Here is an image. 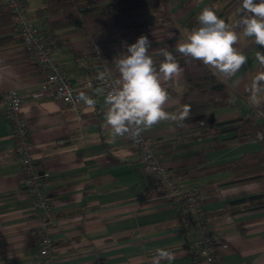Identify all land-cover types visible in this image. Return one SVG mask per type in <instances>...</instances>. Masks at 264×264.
<instances>
[{
  "label": "crops",
  "instance_id": "crops-1",
  "mask_svg": "<svg viewBox=\"0 0 264 264\" xmlns=\"http://www.w3.org/2000/svg\"><path fill=\"white\" fill-rule=\"evenodd\" d=\"M22 1L40 30L48 23L81 17L80 6H76L46 20L45 25L43 16L37 14L45 1ZM149 2L154 19L166 15L170 21L150 19L146 28H127L135 16L121 12L73 25L64 23L49 35L55 56L71 82L77 86L91 83V87L80 91L79 114L41 94L42 72L23 51L14 26L0 25V264L41 262L37 228L42 211L30 208L21 165L14 155L11 123L4 114L3 95L10 89H17L22 98L32 159L41 174L49 175L43 186L57 222L51 232L55 242L53 264H152L157 249L171 252L172 264H193L192 255L198 253L195 223L185 229L179 225L178 210L171 199L141 175L140 156L127 135L113 137L105 125L108 106L99 87L100 76L107 71L116 79L113 62L125 51L122 42L132 44L142 35L151 43L149 54L154 66L163 61L161 50L166 49L182 69L178 76L161 82L168 92L163 108L176 119L163 120L142 131L155 147L165 141L171 145L170 151L156 149L171 180L183 189L199 188L206 198L203 210L208 215L223 210L226 203L264 195V178L225 185L231 181L229 172L179 175L261 149L257 142L238 143L230 140L231 134L215 135L213 130L214 123L246 117L251 111L264 113V82L255 99L250 91L255 78L264 72V66L255 58L264 47L244 36L238 27L239 0ZM204 8L214 11L230 30L237 32L233 47L247 57V62L232 76L185 57L174 48L199 27L197 17ZM204 72L215 75L225 88L190 92L188 76ZM225 93L230 106L197 108L199 103L220 100ZM88 99L94 105L89 106ZM208 223L221 242L216 251L217 264H264V209L234 217H208Z\"/></svg>",
  "mask_w": 264,
  "mask_h": 264
},
{
  "label": "clouds",
  "instance_id": "clouds-1",
  "mask_svg": "<svg viewBox=\"0 0 264 264\" xmlns=\"http://www.w3.org/2000/svg\"><path fill=\"white\" fill-rule=\"evenodd\" d=\"M239 3L238 27L244 36L253 38L256 45L264 47V0H239ZM197 20L199 27L193 29L186 39L178 41L175 50L203 65L212 66L226 76L237 73L247 62V57L233 47L238 39L237 32L230 30L225 21L208 8L200 12ZM122 47L125 51L113 62L118 77L104 100L108 106L105 125L113 137L128 134L134 138L163 120L176 119L163 108L168 92L161 82L178 76L182 69L172 52L166 49L161 50L163 61L158 67L154 66L147 36L138 37L132 44L122 42ZM255 58L264 66V52L257 51ZM261 82H264V72L253 82L250 90L252 99L260 91ZM87 103L94 105L91 99ZM184 115H187V109ZM257 139L264 140V134L258 133ZM173 260L171 252L157 249L152 264H161V261L172 264Z\"/></svg>",
  "mask_w": 264,
  "mask_h": 264
},
{
  "label": "built area",
  "instance_id": "built-area-1",
  "mask_svg": "<svg viewBox=\"0 0 264 264\" xmlns=\"http://www.w3.org/2000/svg\"><path fill=\"white\" fill-rule=\"evenodd\" d=\"M0 3L15 17L14 30L19 35L25 53L37 65L44 76L40 86L41 94L46 99H55L72 107L78 114L81 104L80 91L91 87V83L81 86L74 85L59 64L55 53L40 37L37 27L26 12L22 0H0ZM103 3L117 5L119 0H104ZM115 77L103 72L99 87L104 94L111 90ZM4 114L11 123V139L14 145V155L21 165L25 194L34 211H42L39 222L38 243L40 264H53L55 242L51 236L57 226L54 218L53 205L47 200L43 181L48 174H41L32 159L29 141L30 131L26 119L22 115L23 103L17 89H10L3 95ZM258 113L251 111L246 118L255 117ZM136 148L142 162L141 175L153 179L165 197H179L185 208L191 213L197 228L196 249L204 264H217L216 251L221 242L214 237L208 220L205 218L203 205L206 198L197 187L183 189L168 176L167 168L159 160L156 147L142 136L129 137Z\"/></svg>",
  "mask_w": 264,
  "mask_h": 264
},
{
  "label": "trees",
  "instance_id": "trees-1",
  "mask_svg": "<svg viewBox=\"0 0 264 264\" xmlns=\"http://www.w3.org/2000/svg\"><path fill=\"white\" fill-rule=\"evenodd\" d=\"M45 5L42 10H39L37 14H41L45 20L57 16L59 13L72 11L76 6H80L81 17L73 19L69 22H64L67 25H73L74 23H79L91 18H96L99 16H105L108 14H117L121 12L137 13L134 21L129 22L127 28L142 29L150 26L152 20H157L160 22L170 21V18L166 15L154 19L152 15L151 18L144 22H139V18L142 14H148L152 10V6L149 0H119L117 5L110 3H103L104 0H44ZM151 14V12H150ZM152 19V20H150ZM15 17L12 15L2 4L0 5V25L4 26H14ZM64 23L54 22L44 25V29H38L41 39L50 47L54 48L52 44V38L49 35L59 27H62ZM19 36V35H18ZM20 38V37H19ZM21 40V39H20ZM22 42V41H21ZM188 87L189 91H207V90H221L225 88L223 82L215 75H211L208 72L201 74L189 75L188 76ZM229 97L226 93L222 96L220 100L213 101L211 103H199L197 108L201 110L213 108H221L230 106ZM257 112V111H256ZM213 130L215 135H226L231 134V141H237L238 143L246 142H257L259 143L261 149L257 152L246 153L238 159L226 162L217 166L206 167L202 169H189L185 170L179 175H190L194 173H203L205 176H210L217 174L219 172H229L231 173V181L225 185L230 184H248L254 181H258L264 178V140H258L257 134H264V113L258 112L255 117L246 118L245 116H240L235 120H231L225 123H214ZM208 133V132H207ZM203 134V135H202ZM202 136L206 135V132L201 133ZM199 137H202V136ZM167 141L161 142L160 147H156L157 150L163 148L165 151L171 150V145L166 144ZM165 144V145H164ZM222 145L218 146L221 148ZM150 184H155V181L150 178H146ZM173 206L178 210V220L179 225L185 229V227L194 223L193 216L185 208L182 200L179 197L171 198ZM264 209V195L253 196L249 198H244L236 200L233 202L226 203L224 209L216 212L214 214L208 215L204 214L205 218L208 217H234L235 215L252 212L256 210ZM202 259L197 253L192 255V263L200 264ZM102 264V263H100Z\"/></svg>",
  "mask_w": 264,
  "mask_h": 264
},
{
  "label": "rangeland",
  "instance_id": "rangeland-1",
  "mask_svg": "<svg viewBox=\"0 0 264 264\" xmlns=\"http://www.w3.org/2000/svg\"><path fill=\"white\" fill-rule=\"evenodd\" d=\"M128 13H130V12H128ZM131 15H133V17L134 16H137V13H131ZM149 15H150V18L152 17V15L153 14H150V13H148V14H142L141 16H140V18H139V22H144V21H146V20H148L149 19ZM132 21H134V19L133 20H131V22Z\"/></svg>",
  "mask_w": 264,
  "mask_h": 264
}]
</instances>
